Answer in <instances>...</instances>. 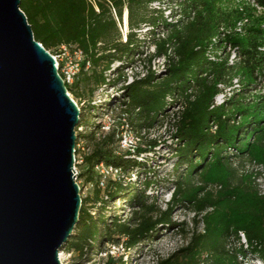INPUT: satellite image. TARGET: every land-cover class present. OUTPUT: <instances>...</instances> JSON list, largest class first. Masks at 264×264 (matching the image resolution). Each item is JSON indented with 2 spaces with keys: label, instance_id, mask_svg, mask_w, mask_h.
Returning a JSON list of instances; mask_svg holds the SVG:
<instances>
[{
  "label": "trees",
  "instance_id": "1",
  "mask_svg": "<svg viewBox=\"0 0 264 264\" xmlns=\"http://www.w3.org/2000/svg\"><path fill=\"white\" fill-rule=\"evenodd\" d=\"M154 3L160 2L21 0L19 10L31 27L34 41L44 50L75 47L89 62L91 75L83 70V64L73 85L66 86L68 93L77 98L84 97L79 92L80 85L93 86L94 90L106 84L124 85L123 63L139 53L141 47L138 31L149 26L154 32L151 42L154 52L148 55L147 62L162 58L166 76L158 79L151 72L122 86L121 91L127 105L138 111L139 128H151L155 119L165 113L168 101L178 104L172 117L171 139L177 143L175 166H187L175 181L171 199L163 211L145 195L147 189L156 186L154 181H144L141 192L130 194L134 209L130 222L116 220L109 230L116 244L122 241L121 247L131 249L147 241L156 227H170L172 210L183 205L193 215L192 230L184 223L179 224V236L187 239L186 245L156 264H238V258L248 254L264 264V194L250 180V175L236 168L243 163L255 164L256 160L264 166V92L254 107L238 99L249 90L256 92L258 86L264 90V0H168L165 7L152 9ZM125 10L128 33L123 42L119 26ZM167 10L178 15L174 23L163 20ZM160 27L163 31L156 34ZM231 52L237 55L235 62H229ZM116 62L120 63L116 78L108 81L105 74ZM234 80L237 92L216 105L214 99L231 88ZM98 132L102 145L109 150L99 148L83 158L87 165L86 179L94 183L96 195L100 193V185L94 166L103 162L119 169L124 176L140 167L135 158L127 157L149 153L158 145L155 140L143 145L138 139L137 145L118 154L112 148L119 134L110 131L104 136L100 127ZM120 175L117 180L102 181L108 198L123 190L118 182ZM85 203L87 200L82 201L79 212L76 231L80 232L66 244L68 250L78 253L88 247L89 241H99ZM200 224L202 228L198 229ZM239 235L245 241V251L241 245L238 249L229 248L231 239L240 241ZM106 264H114L111 256Z\"/></svg>",
  "mask_w": 264,
  "mask_h": 264
},
{
  "label": "water",
  "instance_id": "2",
  "mask_svg": "<svg viewBox=\"0 0 264 264\" xmlns=\"http://www.w3.org/2000/svg\"><path fill=\"white\" fill-rule=\"evenodd\" d=\"M0 0V264H61L82 207L81 109L19 10Z\"/></svg>",
  "mask_w": 264,
  "mask_h": 264
},
{
  "label": "rangeland",
  "instance_id": "3",
  "mask_svg": "<svg viewBox=\"0 0 264 264\" xmlns=\"http://www.w3.org/2000/svg\"><path fill=\"white\" fill-rule=\"evenodd\" d=\"M158 1L160 2L159 4L154 3L151 5L152 9L165 7V3L168 2V0ZM173 10H177V7H173ZM258 10L259 12H263L260 9ZM123 17L124 12L119 26L120 38L124 42L128 28L126 27V30L124 28ZM177 18L178 15L168 10L163 13V20L166 23H174ZM163 29V27L158 28L156 34L163 31ZM153 34V30L149 26H144L138 31L137 38L141 41V47L139 53L134 54L123 63L125 65L123 74L126 77V83L124 85L141 79L151 72L158 79L166 76L167 67H165V62L162 58H157L150 64L147 62L148 55L154 52V48L151 45L153 38H155ZM59 51L58 48L56 50H49L48 52L55 55ZM217 53L219 54L220 51H217ZM236 56L235 52H231L229 62H235L234 58ZM119 66L120 63L118 62L110 65L109 70L105 74L108 81L116 78V69ZM91 72L92 69L86 71L89 75H91ZM236 81L234 80L232 82L233 86L231 88L224 89L214 99L216 105L222 104L233 92H237L238 85ZM122 86L118 84L116 87H111L109 84H106L94 90L93 86L84 87L80 85L79 92L84 96L81 98H77L72 93H69L76 105L81 109V120L75 130L77 132L76 137L78 136L76 138L78 148L75 154L78 163L74 166L79 175L76 182L81 189V200H87L84 207L91 216L90 221L97 231L96 236L99 237V241L98 243L89 241L88 247L85 248L84 246L82 253H78L75 250H68L67 245H65L59 252L63 258L61 264H106L110 256L114 260V264H120L118 262L119 260L121 264H156L157 260L168 257L186 245L187 239L179 236V224L184 223L188 230L193 229L192 213L185 206L178 205L171 212L170 220L172 224L170 227H156L147 241L138 243L131 249L121 247L120 244H122V241H118L116 244L117 240L109 233L114 221L130 222L134 210L130 194L136 191L141 192L144 189V181H154L156 186L147 189L145 195H149L154 200L155 205L163 211L171 199L175 181L185 172L187 166L186 164L175 166L177 157L174 154V150L177 143L176 140L171 139L174 133L171 127L172 117L178 110V104H173L168 101L169 105L165 113H162L155 119L151 128H139L138 125L141 124V121L137 117L138 111L132 110L127 105V98L124 96V92L121 91ZM91 90H93V93L90 94ZM263 92L262 87L258 86L256 92L249 90L247 94L238 97V99L243 104H250L251 107H254L261 101L259 98L263 96ZM262 118H264V114ZM236 119L238 120V117ZM98 127H100V131L103 132L104 136L110 131L119 134V139L112 148L118 154H123L126 150L133 148V146L137 145L138 139L140 140L139 143L143 145H147L153 140L158 144L149 153L140 154L137 157L135 155L134 157H127L129 159L135 158L137 163L140 164V167L128 172L127 175H117H120L118 182L123 185V190L111 198H108L109 195L102 186H99L100 193L96 195L94 183H88L86 179L87 165L83 162L84 156L90 155L99 148L109 150V147L102 145V136L98 132ZM242 131L251 133V130ZM262 132L264 134V125ZM115 138L117 137L115 136ZM230 155H235V152H230ZM256 155L259 158V152H256ZM260 164L256 160L255 164L243 163L241 166H236V168L239 172L250 175V180L256 185L259 192L264 194V166ZM112 180H117V177L112 178ZM103 210L105 211L101 215ZM106 210L109 211L107 212ZM101 219H103V222L100 221ZM77 228L76 225L73 236L80 232V229L76 231ZM201 228L202 226L200 224L198 229ZM240 245L242 246V251L247 250L242 236H240L239 242H236L234 239L229 241V248L231 249H238ZM238 264L263 263H260L255 255L248 254L246 257H239Z\"/></svg>",
  "mask_w": 264,
  "mask_h": 264
},
{
  "label": "built area",
  "instance_id": "4",
  "mask_svg": "<svg viewBox=\"0 0 264 264\" xmlns=\"http://www.w3.org/2000/svg\"><path fill=\"white\" fill-rule=\"evenodd\" d=\"M59 50H60L59 53L55 55H51L49 52L48 53L56 61V64H54V66L57 70V75L62 80L64 86L65 87L71 86L75 82L76 78L79 76L82 70V65L84 64L83 70L87 71L90 69V64L88 61H86L83 53L75 47L60 46ZM68 96L70 97L69 93ZM77 148L78 145L76 144L74 149L75 154L77 152L76 150ZM77 163L78 160L76 159V155H75V164ZM94 171L99 177V185L102 186L103 180L107 178H115L119 174L120 170L116 169L113 166L104 164L103 162H100L99 164L94 166ZM74 172L77 175L75 177L77 179L78 173L76 171L75 166H74Z\"/></svg>",
  "mask_w": 264,
  "mask_h": 264
},
{
  "label": "bare ground",
  "instance_id": "5",
  "mask_svg": "<svg viewBox=\"0 0 264 264\" xmlns=\"http://www.w3.org/2000/svg\"><path fill=\"white\" fill-rule=\"evenodd\" d=\"M123 22H124V28L126 30V27H127V11L126 10L124 11ZM59 260H60V263L63 262L62 254H59Z\"/></svg>",
  "mask_w": 264,
  "mask_h": 264
},
{
  "label": "clouds",
  "instance_id": "6",
  "mask_svg": "<svg viewBox=\"0 0 264 264\" xmlns=\"http://www.w3.org/2000/svg\"><path fill=\"white\" fill-rule=\"evenodd\" d=\"M260 262V261H259ZM261 263V262H260Z\"/></svg>",
  "mask_w": 264,
  "mask_h": 264
}]
</instances>
